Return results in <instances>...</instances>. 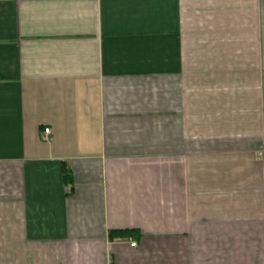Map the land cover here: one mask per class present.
<instances>
[{"label": "crops", "instance_id": "1", "mask_svg": "<svg viewBox=\"0 0 264 264\" xmlns=\"http://www.w3.org/2000/svg\"><path fill=\"white\" fill-rule=\"evenodd\" d=\"M0 264H264V0H0Z\"/></svg>", "mask_w": 264, "mask_h": 264}, {"label": "trees", "instance_id": "2", "mask_svg": "<svg viewBox=\"0 0 264 264\" xmlns=\"http://www.w3.org/2000/svg\"><path fill=\"white\" fill-rule=\"evenodd\" d=\"M64 183L66 184V185H72V177H71V174H70V172H69V170L68 169H65L64 170ZM120 233V232H119ZM123 233H128L127 232V230H125V232H123Z\"/></svg>", "mask_w": 264, "mask_h": 264}, {"label": "built area", "instance_id": "3", "mask_svg": "<svg viewBox=\"0 0 264 264\" xmlns=\"http://www.w3.org/2000/svg\"><path fill=\"white\" fill-rule=\"evenodd\" d=\"M49 132H50L49 129H44V134H45V135H46L47 133H49ZM135 245H136L135 242H133V243L131 244L132 247H134Z\"/></svg>", "mask_w": 264, "mask_h": 264}]
</instances>
